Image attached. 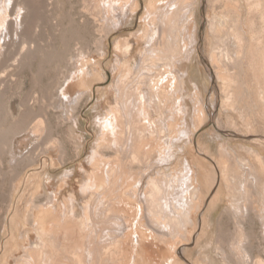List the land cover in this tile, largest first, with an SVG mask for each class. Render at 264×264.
Masks as SVG:
<instances>
[{"label": "rangeland", "instance_id": "374dc122", "mask_svg": "<svg viewBox=\"0 0 264 264\" xmlns=\"http://www.w3.org/2000/svg\"><path fill=\"white\" fill-rule=\"evenodd\" d=\"M99 1L100 0H31V2H34V5L36 6V9H34L33 12V17L38 18L39 15V18L37 20L39 22V32L36 36L33 29H31L32 22L28 21L30 20V18H33L30 17L32 14H29L30 12L32 13L33 10H27V13L24 14L22 19L18 16V22H14L19 26L18 28L20 37L18 38L21 39L20 41L19 39H17V41L13 40V43H10L12 45H10V47H12L14 50L13 52L17 54L19 52V49L21 50L23 47V44H21V42L23 43L26 40L29 47L31 46V43L32 45L36 44L35 46L41 49L38 50L43 52L38 53L37 51L36 53L31 55L26 60V64L24 63L23 66L21 65V67H10L7 70V77L4 78L6 80V86L4 87L5 90L2 92L4 94H2L0 100V110L2 108L1 112L4 113H1L4 120L3 118L1 119L3 131L7 130L5 132L6 136L4 135V132L2 133L3 136H5L4 138L7 142L5 140L3 141L4 138L0 140L2 141L1 144L5 143V145H0V264H28L31 258L29 255L33 254L36 245L40 246L39 244H42L41 247H43L44 245L37 233V230L39 232V223H49L51 221L53 222L54 219L59 221L58 218L60 220L62 219V223L60 221L57 223L56 221L57 225H59H53V228L51 230L53 233L52 235H55L54 238L56 242L55 248L53 249L51 255V259L47 261V252L45 251L43 254L42 250H38L40 254L37 259L41 260L43 257L42 264H90V262L93 261L95 263L93 262L91 264H96L97 261H99L97 262V264H175V262L176 264H244V262L245 264H260V262L261 264H263L264 98H262L261 96H264V90L260 89H262L264 86V73L262 72V67H255L258 62V66H260L261 64L260 61L256 60L257 58L252 59V65L254 64V68H259V70L256 69V71L253 67H250L251 65L249 59H251L252 55L248 54V47L239 55L238 45L236 41L234 42L235 39L229 36L228 32H226L225 30H220L219 28L217 30V33H211L209 31V19H211V17L219 16L218 18H216L217 23L220 22L221 19H224L221 11H223L224 13L228 12V6H226L227 0H197V2L199 1L198 3L194 2L196 0L193 1L194 6L197 7L195 8V12H199L200 10V14H196L198 21L197 33H199L197 34V43L195 44L197 59H195L194 61L195 65H193V68L198 69V66H205L204 63H206V65L208 66L206 67L212 70V67L209 63L210 53L220 52V54L224 55L229 51L231 57L230 62L234 64V60L236 58L234 65L236 66L237 64V67L232 66L229 61L228 62L230 64H228L227 61H224L223 64L227 65L229 69L228 73H231V75L235 78H237L238 76L237 80H239V87L241 88H238L239 90H236V86H233V90H235L236 92L238 91V93L240 94L234 92L236 95V103L235 101L234 104L229 103L230 105L228 103H224V97H222L224 95V92L221 87L222 83H220L216 79L214 80V83L210 75L209 80H206L208 84H206V89H208L209 92L206 93V91H204L206 95H204L205 93L203 94V99H206L204 102L205 107L204 105L203 107L204 110H207V112L205 111L207 114L205 127H203V129L201 130H198L199 132H196L195 125L192 122H190V124H188L187 126H182L184 117L180 116V120L182 119V121H180V132L182 133L183 129L188 130V137L180 136L181 141L178 140L177 142H175L177 144H175L177 147H173V151H171L174 152L172 157L178 154L177 156H175L176 158H171L173 161L171 160L169 161L170 163L167 162L164 166H161L156 162L157 158L152 155V152L154 151L152 150L151 156H149L150 162H152V171L154 174H157L159 172L160 177L165 174L164 181H168L170 178L179 176V173L181 172L179 171V168H181L180 166L183 165L186 159L188 160L186 161L189 162L196 171L198 170L197 174L201 181L199 185L201 188L202 199H200V204H202L199 205L198 209L196 210V214H198L196 215L194 222L189 223V225H193L192 228L191 226L188 227L187 225L182 228L183 230L181 229L182 231L179 230V232H176L175 230H173L172 232H167L169 233V235L167 234V237L169 236L168 240L167 237H164L165 239H160V241L162 240L161 243H159V241L156 242V237H160L161 235L156 232L157 236L155 237L156 234L154 233L156 231V228L160 230L161 228L159 225L155 224V220H153L151 223V220L153 218L150 215L151 212L149 213V210H144V213L146 212V215L144 216L143 220H138L140 223L135 218L136 212L141 213V201L145 198L142 194L139 198V201H135L132 199V186L134 185V173L136 170L135 167H138L139 162H135L134 164L132 163L130 150L125 151V154L119 157H115V153L116 155L120 154L116 151V149H112L111 151L106 150L104 159H102L103 154L101 155L100 151L104 150L105 142H103L101 140L102 138L99 137L100 129L98 126V121L100 117H105V114L108 110L110 111V114L112 113L110 105H112V107L116 106V101L114 100L116 97L115 95L117 94L116 92L118 88V82L121 76L120 73L124 68L126 69L128 67L125 63L126 61L123 62V60H125L127 56L124 55V53L121 54L122 49H120L124 40L127 39V41L132 44L136 42L137 39H141V50H144L146 48L144 46L146 42L145 38L143 37L145 32L144 30L148 28L151 31L158 26V23L154 26V23H149L148 10L151 9V7H157L161 10H159L160 12L163 11L166 13V11L168 10L169 12H171L172 10H174V5L178 4L180 0H136L137 6L134 11L132 10L133 12L128 10L126 11L128 7H130V9H128L131 10L132 6H130V1L133 0H128L130 2V5H127L124 2L125 0H101L100 3ZM128 1L126 2L128 3ZM235 1H238L239 9L241 10L239 11V13H241V20L243 19L242 22L244 25V29L248 33L247 21L250 13L247 4L248 2H246L247 0H231L230 3L232 4V2ZM217 2L218 6L215 4ZM222 2H224L225 4ZM109 3L110 5H114L115 3L116 6L114 5L110 7ZM212 4L213 6H217L213 11L210 8V6L213 7ZM240 4L244 5L241 6ZM9 5L11 6V4H6V7L10 11L11 7L9 8ZM19 7H17V9ZM114 7H117V10L122 7L120 9L121 13L119 10H115L116 13L114 15L113 11L114 9H116ZM165 9L166 11H164ZM9 11H7L8 13L4 16L8 15L9 19H15V14H12ZM36 12H38V15H35ZM118 13L119 15L125 13L126 17H124L125 15H121V18H118L119 15H116ZM27 14H29V16ZM27 16L30 18H28ZM234 16L233 18H236V16ZM256 16L260 17L258 18ZM122 18L123 20L125 19L126 22H124ZM145 18H147V21L145 20ZM255 18L256 21L259 19L256 22V27L258 26V24L260 25V23L263 26L261 15L257 14L255 15ZM119 19L122 22L119 21ZM32 20L33 19H31V21ZM261 25L260 28H257L258 30L262 28ZM110 26H115L117 28L112 27V29L110 30ZM102 28L104 29L102 30ZM24 31L28 32H25L27 37L23 36ZM140 36L142 37L140 38ZM13 39H15L14 36ZM248 42H250V39ZM119 43H121V45ZM198 48L201 50H199ZM202 54L204 57L202 56ZM123 55L124 57H122ZM238 59L240 61L242 60V62L238 61ZM118 60L122 61L119 62ZM199 64H201L202 66ZM229 66H231L232 68H229ZM119 68L121 69V71L119 70ZM131 69L134 70V64H132ZM202 72H204V74H207L206 71ZM202 72H197L195 70V72L193 73V83H199L202 85V83L204 82ZM132 73L134 75V71H132ZM8 74L13 76H11L12 79L11 77H8ZM87 74H89L90 77L87 76ZM260 76H262V82ZM258 81L260 84H258ZM186 86V88H188V93L190 95L193 94L195 88L193 87L192 83L188 81L186 82ZM81 91L84 94H82ZM64 92L66 94L69 93V99L64 98ZM81 94L84 96H82ZM78 97L81 98L77 100L76 98ZM61 101L65 102V106L61 105L63 104V102ZM188 104L191 105V102L188 101ZM223 104L226 105L223 106ZM54 105L57 106L55 107ZM73 105L74 109L72 107ZM73 111L75 113H73ZM64 112L65 114L67 113V116L63 114ZM38 119L44 120V130L39 134H35V136L32 137L33 139H31V136L28 134V132L32 131L31 135L35 133L34 122ZM17 124L19 130L16 129ZM190 127H192V129ZM193 128H195V130ZM174 130H176L175 127ZM23 131H25L26 133H23ZM191 131L194 132V134L196 132V134H192ZM11 132L14 133V135ZM170 132L172 133L173 131ZM170 132H168V134ZM10 133L12 134V136ZM15 133H18L19 135H15ZM168 134V138H172L175 135V133L169 134V136ZM192 137H194L193 144H191ZM126 138L127 134H125V140ZM18 139L24 141L21 143V150L24 155L26 154L25 157L28 156L29 153V157L31 156V149L33 150V148L31 147L35 148V152L33 150L34 153H32V157H28V159L26 158L24 160L25 157L20 153L19 155H17V158L15 156L12 157V155L10 154L9 146H11L15 140L18 141ZM183 139H185V141ZM99 141L102 142L98 143ZM186 142L188 146L186 145ZM188 142L191 144V149L189 148ZM100 144H102L101 147ZM194 146L197 147L195 148ZM142 147L143 146L141 145L137 146L139 152L146 151L143 150ZM220 148H225L224 151L226 152H224ZM190 152L191 155L189 154ZM96 155H98L97 157L99 158L95 159ZM185 157L187 158L185 159ZM98 159H100V161L103 160L102 162L105 161L104 163L109 162L112 166L116 162L121 163V171L118 172L116 177L112 176V180H109L111 186L108 185L109 182L106 180L104 183L106 185H104L101 190L97 191L95 187L94 191L96 190L97 192L95 191V193H93L94 191L92 192V189L85 194L82 191V187H84L86 184H90L89 179L92 182L93 179L90 176H94L93 178H96L99 172H101V170L103 169L104 163L99 162L101 169L98 170L99 167L95 164V161H97ZM91 161L94 162L92 163ZM180 161L183 163H181ZM90 162L92 163V165L90 164ZM177 164L179 168L177 167ZM94 165L97 167H95ZM92 169L96 170L97 172ZM224 170L226 172L228 171V174L224 172ZM93 171L95 173H93ZM91 173L93 175H91ZM224 173L227 174L226 179H222L226 175L225 174L223 176ZM87 177L90 178L88 179ZM149 178L150 176L146 177V183ZM224 180L226 181L224 182ZM121 182L127 183L124 187V190L126 192L122 190L123 188H120ZM241 184L245 185V188L244 186L241 187ZM55 189L56 192L54 191ZM80 189L82 193L80 192ZM71 193L73 194V196ZM88 193H91L92 195L89 194L88 196ZM77 194L80 195V198ZM230 195L232 196L231 198ZM74 197H78L79 202ZM86 197L88 198V200L86 199ZM81 198L84 200H82ZM235 198L237 202H235ZM85 200L87 201V203H85ZM231 200L233 203L231 202ZM64 201L70 202L69 205H67V203ZM239 201H241L242 203H240ZM88 202H90L91 205ZM76 203H79V205H77ZM236 203L238 204L239 208L238 206H236ZM63 204L66 206H64ZM73 205L76 209L73 207ZM83 205H86L88 208L86 206L84 207ZM48 206L50 207V209H48ZM78 207L80 208V210L78 209ZM242 207H244V210L246 209L247 211H249L246 213V215V210H241ZM89 208L90 210L87 212ZM232 208L235 210H233ZM225 209L230 212V214ZM56 210L58 212H55ZM231 210L235 212H231ZM236 210L238 212H236ZM240 210L244 211V214ZM61 211L62 213H60ZM81 211L83 212V214ZM68 212L70 215L68 214ZM79 212L80 216L78 217ZM71 213H76L77 215H72ZM148 213L150 217H148ZM67 214L69 216V219L66 220L65 218L68 217ZM230 215L232 216L230 217ZM83 216H85L86 219ZM120 216L122 218H120ZM132 216L134 217V219H136L135 222ZM243 216L245 218H239ZM146 217L148 218L145 219ZM78 218H82V221L78 220ZM119 219H123L122 222L128 221L127 225H125L126 222H124L122 223L124 226H121V221H119ZM236 220H238L239 222L241 220L243 225L242 223L241 225H239L240 223ZM244 220L245 224L243 222ZM83 221L86 227L83 226ZM118 221L120 222V227L118 226ZM147 221H149L150 223H148ZM129 222H133L130 223L132 225H129ZM60 223L62 227H60ZM150 225L152 226V230L154 231H151V228L148 227ZM240 226L242 227V229H245L241 230ZM47 227L49 226L47 225ZM54 227L57 231L54 229ZM186 227L188 228L186 229ZM123 228H127L125 229V232L123 231ZM136 228H138V230H136ZM146 228L150 230L149 233ZM184 230L188 233H185ZM239 230H241V234L239 233ZM127 231H133L134 233L131 234ZM142 231H145V233L143 232L147 236L145 238H148L146 241L152 243L154 242L153 246L155 251H157L155 252L156 254L146 251L144 252L142 249L140 251L141 245L139 244V242H137L136 234H139L140 236L141 234L144 235ZM151 232H153L154 234ZM242 232L244 233L242 234ZM173 233H175L176 235L178 234V236L174 235ZM213 233L216 236H214ZM128 234H131V236ZM170 234H173L172 236L174 238ZM239 235H243V237L240 236V238ZM132 237L134 241L131 240ZM161 237L163 238V236ZM237 237L239 238L236 240ZM126 238L129 239L127 240ZM247 238L249 240V243L247 242ZM119 239H125V241L123 242L121 240L120 245ZM240 239H243L244 241H241ZM157 240H159V238H157ZM217 240H219V245L217 243ZM164 241L165 244H162V242ZM168 241H170L169 244H172V242H174L173 248L172 245H168ZM235 241H237L238 244L235 243ZM127 242L130 245L131 253H134V256H136L135 260L133 254V260H127V258H124L127 257V254L125 255L123 253L124 251L122 252V255L124 256H122L121 254L117 255L118 253H121V250L125 249L126 251L127 247L125 246V244L128 245ZM155 242L157 243V245ZM78 245L81 246L78 247ZM241 245H243L244 249L241 247ZM48 246L51 247L49 243ZM236 246H240L243 251L239 250L240 247L236 248ZM112 248L115 250V252H113L114 250ZM119 248L120 251H117L119 250ZM87 250H90L92 252L96 251V256L97 253L99 254L96 258H94L95 253L93 252L94 254L88 257ZM110 250L111 252H113V254L110 252ZM234 250L236 252H241H237L236 254H234ZM174 251L177 252L175 253ZM242 253H244L245 257ZM110 254L111 256H115V258H111ZM206 255H210L211 257L208 256L207 260ZM74 256H78L76 260V257ZM79 256L81 257V259ZM117 256H120L119 258L122 261H120ZM224 256H227V259L225 258L224 260ZM238 256L240 259L238 258ZM138 257L141 260H139ZM151 258L153 260H151ZM211 258L214 262L211 260ZM243 258L246 261H244ZM248 258H250V260ZM84 259L86 263L84 262ZM158 260L160 263L158 262ZM172 260L174 262H172ZM117 261L120 263H118Z\"/></svg>", "mask_w": 264, "mask_h": 264}, {"label": "bare ground", "instance_id": "6f19581e", "mask_svg": "<svg viewBox=\"0 0 264 264\" xmlns=\"http://www.w3.org/2000/svg\"><path fill=\"white\" fill-rule=\"evenodd\" d=\"M34 1V0H32ZM39 1V0H38ZM50 1V0H49ZM115 1V0H114ZM128 0H125L124 2L127 4V5H130V2H131V10L130 7H127L126 11H134L136 6H137V1L136 0H133V1H128V3L126 2ZM194 0H180L178 4H175L174 5V10H172L171 12L166 11V9L164 11L165 12H160L161 10L159 8H155V7H151V9L148 10V20H149V23H154L153 26L155 24L158 23V26L155 28V29H152L151 31L147 28L145 29L144 31V35L143 37L145 38L146 42H145V49L144 50H141V47H142V44H141V39H137L136 42L134 43H130L129 41H127V39L124 40L122 46L120 49H122L121 51V54L124 53V55H126V59L123 60L126 61L125 63L127 64V68L124 70H122V72L120 73V80L118 82V88H117V94L115 95V100L116 101V106L115 107H112L111 106V114H110V111L108 110L105 114V117L102 118L100 117L99 121H98V126H99V129H100V133H99V137H101L100 139L105 142V146H104V150L103 151H100L101 152V155L103 154V158L104 159V155H105V151L108 150V151H111L112 149H116V151L120 154L116 155L115 153V157L116 156H123L125 154V151L127 150H130L131 151V158H132V163L134 164L135 162H139V165L138 167L136 168L135 167V177H134V185L132 186V199L135 200V201H139L141 195L143 194V196L145 197L143 200L141 198V213H137L136 212V215H135V218L138 220H143L144 216L146 215V212L144 213V210H149V213L150 215L152 216V220H151V223L153 220H155V224L159 225L161 230L160 229H155L156 231L154 232L156 234V232L158 234H160L161 236H163V238L160 236V237H156L157 234L155 235L156 237V242L159 241V243H161V241L163 239H165L164 237H167V234L169 235V233L167 232H172L173 230H175L176 232H179L182 231L183 227L184 226H191L192 228V224L189 225V223H193L195 218H196V210L198 209L199 205L200 204V201L202 200L201 199V188H200V185L199 183L201 182L200 181V178L197 174V171L193 168V166L187 162L188 160L186 159L187 157H185V162H181L183 163V165H181L180 167L182 168H179L178 167V164H177V167L180 169L179 171H181L179 174V176H176V177H173V178H170L168 181H164L165 180V174L160 177V174L159 172L157 174H154L153 171H152V162H150V157L151 156V152L152 150H154L152 152V155H154L157 159H156V162L158 164H160L161 166H164L167 162L170 163L169 161H171L172 159L171 158H176L175 155L174 157H172V155L174 154V152H172L173 150V147H175L177 144L175 142H177L178 140H180V136H187V131L186 129H183V132L181 133L180 132V121H182V119L180 120V116H183V124L182 126L184 125H188L190 124V122H192L194 125H195V128H196V132L198 130H201L203 129V127H205L206 125V121H207V110H204V107H205V100L206 99H203V94L205 93L204 91L209 92L208 89H206L207 87V82L206 80H209L210 78V75H211V79H213V82L215 83V79L217 81H219L220 83H222V89H223V92H224V95L222 97H224V103H233L234 104V101L236 103V95L235 93H238V91L236 92L234 89L233 86H236V90L238 88H241L239 87L240 83H239V80H237V78L233 77L231 75V73H228V67L227 65L223 64L224 61H229L230 62V53L229 51L226 52L224 55L223 54H220V52L216 53V52H211L210 53V57H209V63H210V66L212 67V70L208 69L206 63L205 66H202V67H199L198 66V69H194L193 68V65H195L194 61L195 59H197L196 57V46L195 44L197 43V29H198V21H197V16L196 14L200 12L196 11L195 12V7L194 6V3H193ZM203 1V0H202ZM213 1V0H212ZM224 1V0H222ZM226 1V0H225ZM246 1V0H245ZM5 2V3H4ZM101 2V0L99 1V3ZM111 2V1H109ZM194 2H197L194 1ZM199 2V1H198ZM197 2V3H198ZM231 0H227V4L226 6H228V12L227 13H224L223 11L222 12V15L224 16V19H221L220 22L217 23L216 21V16L214 17H211V19H209V31L211 33H217V30L218 28L220 30H225L226 32H228L229 36L230 37H233L235 40L234 42L236 41L237 45H238V49H239V52L238 54L240 55L243 50L249 49V53L251 56V59H249L250 61V67H253L254 68V64L252 65L253 63V60L252 59H256L258 61L261 62L260 66H258V63L255 67H262V72L264 73V3H263V0H247L246 2H248V7H249V17H248V21H247V30H248V33L247 31L244 29V25H243V22L241 20V16L239 13V11H241L239 9V5H238V1L236 2H232V4L230 3ZM201 3H204V2H201ZM224 3V2H222ZM242 3V2H241ZM6 4H11V6L9 5L8 7L10 8V11L7 9L6 7ZM52 4V3H51ZM104 4V3H103ZM216 5L218 4L215 3ZM225 4V3H224ZM0 100H1V97H2V93L5 89L4 87L6 86L5 84V77H7V70L10 68V67H13V66H20L21 65L23 66V64L26 62V60L31 56L33 55L34 53H36L38 51V53L40 52H43V51H39L38 49L40 48H37V46H35L36 44L32 45L31 43V46L29 47V45L27 44V40L24 41V40H21V41H24L23 43L21 42V44H23V47L22 49L20 50L19 49V52L16 54L14 53L13 51V48L10 47V43H13V40L14 41H17V39H19L18 37H20L19 35V26L18 24L16 25L14 22L16 21V23L18 22L19 18L18 16L22 19L24 14L27 13V10L29 11H32V13L30 12L29 14H32L30 17H33L34 14V9H36L35 5H34V2H31V0H0ZM115 5V3H114ZM113 4L110 5L109 3V6L112 7L114 6ZM203 5V4H202ZM216 5L210 6L211 10H215V7H217ZM222 5V4H221ZM235 5V7H234ZM241 6L244 5V4H240ZM20 6V7H19ZM47 6V5H46ZM54 6V4H53ZM116 6V5H115ZM123 6V5H122ZM200 6V4H199ZM225 6V5H224ZM223 6V7H224ZM247 6V5H246ZM17 7H19L17 9ZM109 7V9H110ZM247 7V8H248ZM52 8V7H51ZM104 8V6H103ZM116 9H114V15H115V10H117V7H114ZM122 8V7H121ZM120 8V9H121ZM168 8H169V5H168ZM214 8V9H212ZM245 8V7H244ZM31 9V10H30ZM120 9H118L120 11ZM217 9V8H216ZM88 10V9H87ZM108 10V9H107ZM113 10V9H111ZM117 10V11H118ZM125 10V8H124ZM160 10V11H159ZM225 10H226V7H225ZM11 12L12 14H15V19H9L8 15L4 16L5 14H7L8 12ZM23 11V12H22ZM28 11V12H29ZM109 11V10H108ZM132 11V12H133ZM124 12V11H123ZM216 12V11H215ZM220 12V13H221ZM23 13V14H22ZM38 12H36L35 15H38L37 14ZM112 13V12H111ZM121 13V11H120ZM126 13V12H125ZM124 14H121L122 16L125 15ZM246 13V12H245ZM22 14V15H21ZM29 14H27L29 16ZM127 14V13H126ZM200 14V13H199ZM213 14V13H212ZM215 14V13H214ZM216 14H219V13H216ZM261 15V21L263 23V26L261 29H257V28H260V25L258 24V26L256 27V22L259 20L256 21V18H255V15ZM113 15V16H114ZM116 15H119L116 14ZM121 15L118 16V18H121ZM236 16V18H233V16ZM27 16V17H28ZM211 16V15H210ZM234 16V17H235ZM28 17V18H30ZM126 17V15L124 16ZM222 17V16H221ZM245 17V16H243ZM258 17V16H256ZM260 17V16H259ZM258 17V18H259ZM38 18H39V15H38ZM38 18H30V20H27L32 22V28L33 31H34V34L35 36L37 35V33L39 32V22L37 21ZM199 18V17H198ZM203 18V17H202ZM213 18V19H212ZM9 19V20H8ZM31 19H33L31 21ZM220 19V18H219ZM218 19V20H219ZM123 20V18H122ZM131 20V19H129ZM145 20L147 21V18H145ZM144 20V21H145ZM199 20V19H198ZM96 21V20H95ZM119 21H121L119 19ZM118 21V22H119ZM124 22L125 19L123 20ZM143 21V22H144ZM7 22V23H6ZM22 22V21H21ZM29 22V23H30ZM117 22V23H118ZM122 22V21H121ZM132 22V21H131ZM20 23V22H19ZM26 23V22H25ZM98 23V21H97ZM147 23V22H146ZM259 23V22H258ZM111 24V23H110ZM113 24V23H112ZM120 24V23H119ZM118 24V25H119ZM131 24V23H129ZM145 24V23H144ZM151 24V25H152ZM22 25V24H20ZM114 25V24H113ZM116 25V23H115ZM127 25V24H126ZM146 25V24H145ZM148 25V24H147ZM218 25V26H217ZM29 26V24H28ZM5 27V28H4ZM102 27V26H101ZM112 27H115V26H110V30L112 29ZM149 27V26H148ZM152 27V26H151ZM29 28V27H28ZM117 28V27H115ZM153 28V27H152ZM22 29V28H21ZM104 28H102L103 30ZM23 30V29H22ZM22 32V31H20ZM24 31V35L22 33L23 36H26V32ZM31 32V31H30ZM103 32V31H102ZM110 32V31H109ZM222 32V31H221ZM111 33V32H110ZM21 35V36H22ZM30 35V34H29ZM13 36L15 37V39H13ZM22 36V37H23ZM224 36V35H223ZM222 36V37H223ZM27 37V36H26ZM25 37V38H26ZM142 36H140L141 38ZM102 38V37H101ZM130 38V37H129ZM133 38V37H132ZM204 38V37H203ZM226 38V37H225ZM21 39V38H20ZM19 39V41H20ZM28 39V38H27ZM250 39V42H248ZM225 41V40H224ZM121 42V41H120ZM233 42V41H232ZM121 45V43H119ZM27 45V46H26ZM12 46V45H11ZM18 46V45H17ZM143 46V47H144ZM15 47H16V43H15ZM19 47V46H18ZM17 47V48H18ZM16 48V49H17ZM106 48V47H105ZM202 48V47H201ZM227 48V47H226ZM10 49V50H9ZM12 49V50H11ZM107 49V48H106ZM199 49V48H198ZM197 49V50H198ZM235 49V48H233ZM41 50V49H40ZM201 50V49H199ZM225 50V49H224ZM12 51V52H11ZM237 51V49H236ZM247 51V50H246ZM245 51V52H246ZM16 52V51H15ZM138 52V54H137ZM199 52V51H198ZM14 53V54H13ZM120 53V52H119ZM42 55V54H41ZM124 55L122 57H124ZM245 55V54H244ZM203 56V54H202ZM247 56V54H246ZM249 56V55H248ZM204 57V56H203ZM202 57V58H203ZM239 57V56H238ZM130 58V59H129ZM201 58V56H200ZM244 58V57H243ZM123 59V58H122ZM128 59V60H127ZM241 59V58H240ZM134 60V61H132ZM236 60V58H235ZM235 60H234V64H235ZM245 60V59H244ZM254 60V61H256ZM119 62L122 61V60H118ZM197 61V60H196ZM204 61V59H203ZM238 61H240L238 59ZM32 62V61H30ZM201 62V61H200ZM228 62V64H230ZM242 62V60L240 61ZM122 63V62H121ZM198 63V62H197ZM26 64V63H25ZM132 64H134V70L131 69V66ZM232 66L234 67H237V64L236 66L231 63ZM241 64V63H240ZM243 64V63H242ZM248 64V63H246ZM126 66V65H125ZM207 66V67H206ZM239 66V65H238ZM19 67V68H20ZM210 67V68H211ZM231 66H229L230 68ZM122 68V67H121ZM232 68V67H231ZM259 68H256L259 70ZM206 69V70H205ZM251 69V68H250ZM255 69V68H254ZM253 69V70H254ZM255 69V70H256ZM260 69V70H261ZM17 70V69H16ZM119 70L121 71V69L119 68ZM195 70L197 72H202V71H206L207 74L204 72L203 73V83L202 85L199 84V83H193V73L195 72ZM254 70V71H255ZM11 71V70H10ZM18 71V70H17ZM132 71H134V75L132 73ZM257 71V70H256ZM213 72V73H212ZM259 72V71H258ZM261 72V73H262ZM90 73V72H89ZM11 74V73H10ZM8 74L9 76L8 77H11L12 75ZM91 74V73H90ZM14 75V74H13ZM264 75V74H263ZM87 76H89V74H87ZM13 77V76H12ZM11 77V79H12ZM90 77V76H89ZM261 78V82H262V76H260ZM9 79V78H8ZM10 81V80H8ZM190 81L193 85V87L195 88L194 89V93L193 94H189L187 89L186 88V82ZM264 83V81H263ZM207 84V85H206ZM258 84L259 81H258ZM205 86V87H204ZM256 86V85H255ZM233 87V88H232ZM214 88V87H213ZM264 88V86H263ZM260 89V90H264V89ZM259 89V88H258ZM115 90V89H114ZM208 90V91H207ZM239 90V89H238ZM76 91V90H75ZM74 91V92H75ZM116 91V90H115ZM242 91V89H241ZM240 91V92H241ZM73 92V91H72ZM82 92V91H81ZM235 92V93H234ZM70 93V91H69ZM68 93V94H69ZM206 93L204 95H206ZM242 93V92H241ZM262 93V92H260ZM68 94H66L65 92L63 93V96L64 98H67L69 99L68 97ZM75 94V93H74ZM77 94V93H76ZM82 94H84L82 92ZM81 94V95H82ZM240 94V93H238ZM110 95V94H109ZM54 96V95H53ZM79 96H80V93H79ZM84 96V95H82ZM111 96V95H110ZM74 97V95H73ZM77 97V96H75ZM109 97V96H108ZM238 97V95H237ZM262 98H264V96L262 95L261 96ZM81 98V97H80ZM79 97L76 98L77 100L80 99ZM208 98V97H207ZM212 98V97H211ZM3 99V98H2ZM238 99V98H237ZM63 100V99H62ZM65 100V99H64ZM75 100V99H74ZM76 100V101H77ZM82 100V99H81ZM108 100V99H107ZM111 100V99H110ZM67 101V100H66ZM69 101V100H68ZM73 101V100H72ZM80 101V100H79ZM78 101V103H79ZM188 101L191 102V105L188 104ZM222 101V99H221ZM63 102V104L61 105H64V101H61ZM71 103V102H70ZM76 103V102H75ZM111 103V102H110ZM115 103V102H114ZM74 104V103H73ZM226 104H223L226 105ZM204 105V107H203ZM222 105V103H221ZM230 105V104H229ZM232 105V104H231ZM32 106V105H31ZM55 106V105H54ZM57 106V105H56ZM55 106V107H56ZM65 106V105H64ZM235 106V105H234ZM63 107V106H62ZM73 109H74V105L72 106ZM225 108V107H223ZM65 109V108H64ZM206 109V108H205ZM228 109V107H227ZM234 109V108H233ZM2 110V108H1ZM1 110H0V140H2V138H4L6 135V131L2 129V115H1ZM72 110V108H71ZM113 110V111H112ZM224 110V109H223ZM66 111V110H65ZM206 111V112H205ZM30 112V111H29ZM34 112V111H33ZM26 113V112H25ZM73 113H75L73 111ZM212 113V112H211ZM4 114V113H2ZM65 114V112L63 113ZM67 114V113H66ZM65 114V115H66ZM32 115V114H31ZM211 115V114H210ZM67 116V115H66ZM32 117V116H31ZM209 117V116H208ZM65 118V117H64ZM78 119V118H77ZM76 119V121H77ZM211 119V118H210ZM244 119V118H243ZM4 120V118H3ZM29 120V119H28ZM35 121V120H34ZM177 121V122H176ZM31 123V122H30ZM176 123V124H175ZM21 125V124H20ZM29 125V124H28ZM31 125V124H30ZM34 128H35V133L33 135L32 134V131L28 132V134L31 136L30 138L33 139L32 137L35 136V134H39L41 132H43L44 130V120L43 119H38L37 121L34 122ZM76 125V123H75ZM16 129H18V124L16 125ZM169 126V127H167ZM192 126V125H191ZM14 127V126H13ZM28 127V126H27ZM174 127L176 128V130H174ZM189 127V126H188ZM187 128V127H186ZM192 129V127H190ZM188 128V129H190ZM195 128H193L195 130ZM220 129V128H219ZM23 130V129H22ZM27 130V129H26ZM25 130V131H26ZM16 131V130H15ZM25 131H23V133H26ZM170 131H173L172 133ZM4 132V135L3 136V133ZM168 132H170L169 134H173L175 133V135L171 138H168L167 137V134ZM195 132V134H196ZM199 132V131H198ZM9 133V132H8ZM12 133V132H11ZM10 133V134H11ZM19 133V132H18ZM18 133H15L18 134ZM22 133V134H23ZM190 133V132H189ZM188 133V134H189ZM192 134H194V132L191 131ZM14 135V133H12ZM11 134V136H12ZM20 134V133H19ZM18 134V135H19ZM125 134H127V138L125 140ZM168 134V136H169ZM191 134V136H192ZM194 134V135H195ZM9 135V134H8ZM193 135V136H194ZM198 136V135H197ZM207 136V135H206ZM9 137V136H7ZM16 137V136H15ZM14 137V138H15ZM98 137V138H99ZM188 137V136H187ZM11 138V137H10ZM186 138V137H184ZM194 137L191 138V144H193V139ZM196 138V137H195ZM6 141V139L4 138L3 141ZM9 140V139H8ZM185 141V139H183ZM190 140V139H188ZM187 140V141H188ZM257 140V139H256ZM10 141V140H9ZM8 141V142H9ZM14 141V140H13ZM102 141H99L98 143L102 142ZM2 141H0V145H5L4 144H1ZM7 142V141H6ZM24 142L23 140H19L18 141H14L12 143L10 147V154L13 156H15L16 158L18 157L17 155L22 154V156L25 157V155L22 153V150H21V143ZM181 143V142H179ZM185 143V142H184ZM189 143V142H188ZM104 144V143H103ZM176 144V145H175ZM189 143V148L191 149ZM195 144V143H194ZM102 144H100V147H101ZM143 146L142 149L143 150H146V151H141L139 152L137 146ZM179 145V144H178ZM186 145L188 146L187 142H186ZM181 146V145H180ZM179 146V147H180ZM7 147V146H6ZM37 147V146H36ZM103 147V146H102ZM177 147V146H176ZM195 147V146H194ZM197 147V146H196ZM195 147V148H196ZM225 147V146H223ZM222 147V148H223ZM33 148V150L35 149L34 147H31ZM183 148V147H182ZM185 148V147H184ZM194 148V149H195ZM103 149V148H101ZM118 149V150H117ZM189 149V150H190ZM221 149V148H220ZM1 150V149H0ZM30 150V149H29ZM33 150L31 149V152H33ZM150 150V151H149ZM172 150V151H171ZM175 150V149H174ZM178 150V148H177ZM188 150V152H189ZM221 150H225L224 149H221ZM220 150V152H221ZM227 150V149H226ZM9 151V150H8ZM21 151V152H20ZM95 151V150H94ZM29 152V151H28ZM99 152V153H100ZM226 152V151H224ZM32 153H31V156L32 157ZM97 153V152H95ZM114 153V152H113ZM179 153V152H178ZM28 154V153H27ZM30 154V153H29ZM29 154L28 156H26L24 158V160L28 157H29ZM180 154V153H179ZM191 155V152L189 153ZM194 154V153H193ZM226 154V153H225ZM35 155V154H34ZM21 156V157H22ZM98 155H96V158H99L97 157ZM183 156V155H182ZM188 156V155H187ZM29 157V158H30ZM38 157V156H37ZM149 157V158H148ZM23 158V157H22ZM121 158V157H120ZM180 158V157H178ZM183 158V157H182ZM191 158V156H190ZM199 158V157H198ZM94 159V157H93ZM117 159V158H116ZM206 159V158H204ZM201 160V158H200ZM103 161V160H102ZM100 161V159H98L97 161H95L96 165L99 167L98 170H100V163L99 162H102ZM116 161V160H115ZM173 161V160H172ZM179 161V160H178ZM177 161V162H178ZM92 163L94 161H91ZM90 162V164L92 165V163ZM105 162V161H104ZM102 162V163H104ZM175 162V163H177ZM179 162V164H180ZM195 162V161H194ZM203 162V161H202ZM173 163V162H172ZM205 163V162H204ZM224 163V161H223ZM121 163H118L116 162L113 166L110 165L109 162H106L104 163V166H103V169L101 170V172H99V174L97 175L96 178H93L94 176H90L92 177V182L91 180L89 179L90 181V184H86L83 188V193H87L88 191H91L92 189V192L94 191L95 187L98 190H101V188L106 185L104 184L105 181L107 180L109 182V180H112V176H115L118 174V172L121 171V166H120ZM193 164V163H192ZM226 164V163H225ZM169 165V164H168ZM207 165V164H206ZM95 166V165H94ZM93 166V168H94ZM95 166V167H97ZM226 166V165H225ZM176 167V166H175ZM223 167V166H222ZM178 168H175V169H178ZM174 169V170H175ZM197 169V168H196ZM223 169V168H222ZM227 169V168H226ZM225 169V170H226ZM94 170V169H92ZM224 170V172H226ZM228 170V169H227ZM95 172H97L96 170H94ZM93 171V173H95ZM175 172V171H174ZM177 172V170H176ZM203 172V171H201ZM228 174V171L226 172ZM224 173L223 176L226 174ZM178 174V173H177ZM227 174L224 176V178L222 179H226V176ZM90 175V174H89ZM91 175H93L91 173ZM95 175V174H94ZM150 176L149 180L147 181L146 183V177ZM170 176V175H169ZM202 176H203V173H202ZM84 178V177H83ZM161 178V179H160ZM86 179V178H85ZM87 179V180H88ZM70 180V179H69ZM85 180V181H87ZM202 180V179H201ZM94 181V182H93ZM226 180H224L225 182ZM64 182V181H63ZM66 182V181H65ZM83 183V182H82ZM89 183V182H88ZM92 183V184H91ZM227 183V182H226ZM64 184V183H62ZM85 184V183H84ZM83 184V185H84ZM119 184V183H118ZM117 184V186H118ZM127 183H124V182H121V187L119 185L120 188H123L122 190H124V187L126 186ZM248 184V183H247ZM108 185H110V182L108 183ZM62 186V185H61ZM111 186V185H110ZM147 186V187H146ZM244 186L245 188V185H242L241 184V187ZM60 187V186H58ZM63 189V187H62ZM77 189V188H76ZM59 190V189H58ZM56 192V189L54 190ZM77 191V190H76ZM96 191V190H95ZM95 191L93 193H95ZM96 191V192H97ZM125 191V190H124ZM80 192H81V189H80ZM120 192H121V189H120ZM126 192V191H125ZM73 193V192H72ZM71 193V194H72ZM77 193V192H76ZM82 193V192H81ZM219 193V192H218ZM243 193H247V192H243ZM252 193V192H251ZM57 194V193H56ZM59 194V193H58ZM70 194V193H69ZM80 194V193H78ZM77 194V195H78ZM89 194L91 193H88V196ZM92 195V194H91ZM57 196V195H56ZM73 196V194H72ZM71 196V197H72ZM75 196V195H74ZM79 198H80V195H78ZM83 196V195H82ZM105 196V195H104ZM70 197V196H69ZM93 197V196H92ZM95 197V196H94ZM107 197V195H106ZM229 197V195H228ZM227 197V198H228ZM232 196L230 195V198ZM75 198V197H74ZM84 198V197H83ZM58 199V198H57ZM67 199V198H66ZM73 199V198H72ZM77 201H78V197L75 198ZM82 199V198H81ZM86 199L88 200V198L86 197ZM91 199V198H90ZM93 199V198H92ZM106 199V198H105ZM201 199V200H200ZM241 199V198H240ZM80 200V199H79ZM84 200V199H82ZM81 200V202H82ZM225 200V199H224ZM228 200V199H227ZM233 200H234V197H233ZM68 201V200H67ZM67 201H64L67 203V205H69L70 202H67ZM70 201V199H69ZM86 201V200H85ZM90 201V200H89ZM95 201V200H94ZM93 201V202H94ZM229 201V200H228ZM60 202V201H59ZM72 202V201H71ZM74 202V201H73ZM79 202V201H78ZM80 202V203H81ZM99 202V201H98ZM232 202V200H231ZM235 202L236 201V198H235ZM240 203H242L241 201H239ZM55 203V202H54ZM63 203V202H61ZM65 203V204H66ZM87 203V201L85 202ZM83 203V204H85ZM90 204V202H88ZM92 203V201H91ZM102 203V202H100ZM229 203V202H227ZM233 203V202H232ZM56 204V203H55ZM74 204V203H73ZM77 204V203H76ZM105 204V203H104ZM125 204V203H124ZM207 204V203H206ZM217 204V203H216ZM237 204V203H236ZM52 205V203H51ZM64 205V204H63ZM79 205V203L77 204ZM76 205V206H77ZM91 205V204H90ZM230 205V204H228ZM55 206V205H53ZM66 206V205H64ZM71 206V205H70ZM84 206V205H83ZM86 206V205H85ZM84 206V207H85ZM97 206V205H96ZM207 206V205H206ZM233 206V205H232ZM235 206V205H234ZM238 206V204L236 205ZM242 206V204H241ZM240 206V207H241ZM69 207V206H68ZM72 207V206H71ZM70 207V208H71ZM74 207V205H73ZM87 207V206H86ZM107 207V206H106ZM75 208V207H74ZM88 208V207H87ZM86 208V209H87ZM94 208V207H93ZM228 208V207H227ZM226 208V209H227ZM237 208V207H236ZM239 208V206H238ZM244 207H242L241 210H244L243 209ZM248 208V207H247ZM48 209H50V207L48 206ZM55 209V208H54ZM57 209V208H56ZM72 209V208H71ZM76 209V208H75ZM78 209L80 210V208L78 207ZM82 209V208H81ZM85 209V208H84ZM201 209V208H200ZM225 209V210H226ZM233 209V208H232ZM263 209V208H262ZM52 210V209H51ZM50 210V211H51ZM59 210V209H58ZM90 210V208L87 210V212ZM106 210V209H105ZM235 210V209H233ZM240 210V211H241ZM246 210V209H245ZM244 210V211H245ZM264 210V209H263ZM75 211V210H74ZM84 211V210H83ZM227 211V210H226ZM225 211V213H226ZM230 211V210H229ZM244 211H241L243 212L244 214ZM55 212H58L57 210ZM82 212V211H81ZM91 212H92V209H91ZM200 212V211H199ZM215 212V210H214ZM219 212V210H218ZM224 212V211H223ZM228 212V211H227ZM231 212H235V211H232ZM236 212H238L236 210ZM239 212V213H241ZM249 212V211H245V215L246 213ZM62 213V211L60 212ZM74 213V212H73ZM90 213V212H89ZM100 213V212H99ZM148 213V215H149ZM217 213V211H216ZM230 214V212H228ZM260 213V212H259ZM55 214V213H54ZM58 214V213H57ZM56 214V215H57ZM69 214V212H68ZM67 214V216H68ZM72 214V213H71ZM76 214V213H75ZM75 214H72V215H75ZM83 214V212H82ZM249 214V213H248ZM261 214V213H260ZM263 214V213H262ZM70 215V214H69ZM77 215V214H76ZM150 215L148 217H150ZM213 215V214H212ZM215 215V213H214ZM237 215V213H236ZM244 215V216H245ZM66 216V215H65ZM80 216V212H79V215L78 217ZM90 216V215H88ZM134 216V215H133ZM132 216V217H133ZM223 216V215H222ZM232 215H230L231 217ZM234 216V215H233ZM242 216V215H241ZM239 217V218H245V217ZM248 216V215H247ZM76 217V216H75ZM85 218V216H83ZM82 217V218H83ZM119 217V216H118ZM139 217V218H138ZM148 217H146L145 219H147ZM228 217V218H230ZM261 217V216H260ZM259 217V218H260ZM82 218H78V220H81ZM89 218V217H88ZM120 218H122L120 216ZM131 218V217H130ZM129 218V220H130ZM237 218V217H236ZM66 220L69 219V216L67 218H65ZM86 219V218H85ZM134 219V217H133ZM132 219V220H133ZM136 219H134V222L136 221ZM144 219V220H145ZM199 219V218H198ZM58 220L61 222V220L58 218ZM65 220V221H66ZM123 219H119V221H121V223L118 221V226H119V223L120 225L122 226L124 222H122ZM125 220V219H124ZM231 220V219H230ZM261 220V219H260ZM57 220H53V222H49V223H39L40 224V227H39V232L37 230V233L39 235V238L42 240L43 242V247H41L42 244H39V241L38 245H36L35 247V250L33 251V254L29 255L31 258H30V261L28 264H42V259L41 260H38L37 258L39 257V252L38 250H42V253L44 254V252L46 251L47 252V261H49L51 259V255H52V252H53V249L55 248V238L54 236L52 235V228H53V225L54 226H58L57 223L59 221ZM64 221V220H63ZM69 221V220H68ZM70 221H71V218H70ZM82 221V220H81ZM94 221V220H93ZM104 221V220H103ZM146 221V220H145ZM150 221V220H149ZM149 221H147L148 223H150ZM214 221V220H213ZM238 221V220H236ZM97 222V221H96ZM128 222V221H127ZM127 222L125 225H127ZM139 222V221H138ZM208 222V221H207ZM220 222V221H219ZM239 222V221H238ZM244 224H245V220L243 221ZM264 222V221H263ZM262 222V223H263ZM62 223V222H61ZM60 223V225H61ZM64 223H67V222H64ZM73 223V222H72ZM79 223V222H77ZM87 223V222H86ZM85 223V224H86ZM130 223H133V222H129L128 224L129 225H132ZM140 223V222H139ZM144 223V222H143ZM241 225V220L239 222ZM75 224V223H74ZM221 224V223H220ZM47 225L49 227H47ZM117 225V224H116ZM137 225V224H136ZM143 225V224H142ZM146 225V223H145ZM210 225V224H209ZM243 225V223H242ZM83 226L84 225V221H83ZM124 226V225H123ZM213 226V225H212ZM211 226V227H212ZM222 226V225H221ZM263 226V224H262ZM62 227V225L60 226ZM86 227V226H85ZM120 227V226H119ZM127 227V226H126ZM132 227V226H131ZM144 227V226H143ZM147 227V226H146ZM151 228V231H154L152 230V226H148ZM186 227V229L188 228ZM219 227V226H218ZM84 228V227H83ZM122 228V227H121ZM130 228V227H129ZM149 228V229H150ZM244 228V226H243ZM264 228V227H263ZM38 229V228H37ZM54 229L56 230V228L54 227ZM59 229V227H58ZM85 229V228H84ZM118 229V228H117ZM127 229V228H125ZM123 228V231L125 232V230ZM135 229V227H134ZM145 229V228H144ZM147 229V228H146ZM154 229V227H153ZM182 229V230H181ZM213 229V228H212ZM218 229V228H217ZM240 229L241 230H244L242 229V227L240 226ZM120 230V229H119ZM118 230V231H119ZM136 230H138V228H136ZM189 230V229H188ZM219 230V229H218ZM222 230V229H221ZM241 230H239L240 234H241ZM264 230V229H263ZM57 231V230H56ZM59 231V230H58ZM146 231V230H145ZM145 231H142V233ZM148 233L150 230H148ZM146 231V232H147ZM185 231V230H184ZM54 232V230H53ZM121 232V231H120ZM128 233H134L133 231H127ZM138 232V231H137ZM136 232V233H137ZM187 231H185L186 233ZM218 232V231H217ZM122 233V232H121ZM139 233H140V229H139ZM143 233V234H144ZM153 233V232H151ZM153 233V234H154ZM188 233V232H187ZM219 233V232H218ZM244 232H242L243 234ZM247 233V232H246ZM131 234H128L131 236ZM174 235H176L175 233H173ZM173 234H170L171 236ZM214 234V233H213ZM220 234V233H219ZM218 234V235H219ZM112 235H115V234H112ZM137 236V242H139V244L141 245L140 247V251L141 249L145 252H150V253H153V254H156L155 252V249H154V246H153V243L152 242H148L146 241L148 238H145L147 237L145 234L141 236L139 234H136ZM224 235V234H222ZM246 235V234H245ZM244 235V236H245ZM133 236V235H132ZM154 236V235H152ZM178 236V234L176 235ZM197 236V235H196ZM213 236V235H212ZM214 236H216L214 234ZM213 236V237H214ZM221 236V235H220ZM243 235H239V237ZM247 236V235H246ZM135 237V238H136ZM173 237V236H172ZM171 237V238H172ZM219 237V236H218ZM237 237L236 240L239 238ZM95 238V237H94ZM157 238H159V240H157ZM169 236L167 237V240H168ZM170 238V239H171ZM174 238V237H173ZM220 238V237H219ZM218 238V239H219ZM241 238V237H240ZM246 238V237H245ZM127 239V238H126ZM129 239V238H128ZM127 239V240H128ZM151 239V238H150ZM153 239V238H152ZM160 239H162L160 241ZM197 239V238H196ZM213 239V238H212ZM120 240V239H119ZM123 242L125 241V239H121ZM121 240L119 241V244L121 245ZM133 240V237L132 239ZM154 240V239H153ZM209 240V238H208ZM241 240V239H240ZM243 240V239H242ZM241 240V241H242ZM134 241V240H133ZM132 241V242H133ZM174 241V240H173ZM176 241V240H175ZM182 241V240H181ZM212 241V240H211ZM219 240H217V243H218ZM239 241V240H238ZM244 241V240H243ZM94 242V241H93ZM118 242V241H117ZM129 242V241H128ZM127 242V244H128ZM155 242V243H156ZM170 241H168V245L171 246L172 245V248H173V243L172 244H169ZM247 242L249 243V240L247 238ZM48 243L50 244L51 247L48 246ZM165 244V241L162 242V244ZM167 243V242H166ZM176 243V242H175ZM235 243L238 244L237 241H235ZM234 243V244H235ZM241 243V242H239ZM245 243V242H244ZM80 244V243H79ZM117 244V243H116ZM123 244V243H122ZM186 244V243H185ZM223 244V243H222ZM236 244V245H237ZM247 244V243H246ZM57 245V244H56ZM118 245V244H117ZM124 245V244H123ZM133 245V244H131ZM138 245V244H137ZM157 245V243H156ZM160 245V244H159ZM167 245V246H168ZM219 245V243H218ZM221 245V244H220ZM81 246V245H80ZM78 245V247H80ZM115 246V245H114ZM125 246L127 247L126 248V251L125 249L124 250H121L120 251V248L119 250L117 251H120L121 253H118L117 255H122L123 253L127 256V257H124V258H127V260L129 259H132V254L134 256V253H131V248H130V245H126ZM124 246V247H125ZM162 246V245H161ZM165 246V245H163ZM176 246V245H175ZM247 246V245H246ZM45 247V248H44ZM58 247V246H56ZM99 247V246H98ZM181 247V246H180ZM220 247V246H219ZM218 247V248H219ZM237 247H240V246H236ZM241 247L243 248V245H241ZM240 247L239 250L243 251L242 248ZM245 247V245H244ZM114 248V247H113ZM112 248V249H113ZM136 248V247H135ZM138 248V247H137ZM223 248V247H221ZM28 249V248H27ZM34 249V247H33ZM32 249V250H33ZM78 249V248H77ZM76 249V250H77ZM85 249V248H84ZM88 249V248H87ZM116 249V248H115ZM176 249V248H175ZM174 249V250H175ZM237 249V250H238ZM244 249V248H243ZM31 250V249H30ZM80 250V249H79ZM82 250V248H81ZM92 250V248H91ZM94 250V248H93ZM114 250V249H113ZM133 250V249H132ZM136 250V249H135ZM169 250V248H168ZM221 250V249H220ZM232 250H233V246H232ZM236 250V249H235ZM234 250V251H235ZM78 251V250H77ZM88 251V250H87ZM99 251V250H98ZM124 251V252H123ZM233 251V252H234ZM241 251H237V252H241ZM246 251V250H245ZM264 251V250H263ZM27 252V251H26ZM85 252V251H84ZM83 252V253H84ZM94 252V251H93ZM92 251H88L87 252V256L90 257L92 256V254L95 253V256L94 258H96L98 256L99 253H97V256H96V251L93 253ZM100 252V251H99ZM105 252V251H104ZM111 252V250H110ZM115 252V250L113 251ZM113 252H111L113 254ZM123 252V253H122ZM126 252V253H125ZM133 252V251H132ZM175 252V251H174ZM173 252V253H174ZM177 252V251H176ZM175 252V253H176ZM235 251L234 254L237 253ZM82 253V251H81ZM86 253V252H85ZM102 253V252H101ZM140 253V252H139ZM142 253V252H141ZM238 253V255H239ZM245 253V252H244ZM243 254V256L245 257V255ZM29 254V253H28ZM27 254V255H28ZM103 254V253H102ZM105 254V253H104ZM109 254V253H108ZM115 254V253H114ZM152 254V255H153ZM181 254V253H180ZM76 255V254H75ZM78 255V254H77ZM136 255V254H135ZM170 255V254H169ZM176 255V254H175ZM182 255V254H181ZM241 255V254H240ZM124 256V255H122ZM178 256V255H177ZM207 256V255H206ZM209 257H211L210 255H208ZM208 256L206 257L207 260H208ZM237 256V255H236ZM247 256V255H246ZM73 257V256H72ZM71 257V258H72ZM76 257V256H74ZM78 257V256H77ZM77 257L75 258V260L77 259ZM80 257V256H79ZM110 257L111 258H115V256H111L110 254ZM118 258L120 256H117ZM135 257L134 256V260H135ZM141 257V256H139ZM138 257V259H139ZM175 257V256H174ZM180 257V256H179ZM235 257V255H234ZM248 257V256H247ZM246 257V258H247ZM251 257V256H250ZM93 258V259H94ZM99 258V257H98ZM104 258V257H102ZM107 258V256H106ZM122 258V257H121ZM171 258V257H170ZM225 258L227 259V256H224V260ZM239 258V256H238ZM74 259V258H73ZM81 259V257H80ZM87 259V258H86ZM123 259V258H122ZM156 259V258H155ZM164 259V257H163ZM182 259V258H181ZM240 259V258H239ZM241 259H242V256H241ZM250 260V258H248ZM53 260V259H52ZM89 260V259H88ZM91 260V259H90ZM99 260V259H98ZM118 260V259H117ZM120 260V258H119ZM133 260V259H132ZM131 260V261H132ZM141 260V259H139ZM143 260V259H142ZM145 260V259H144ZM151 260H153L151 258ZM160 260V259H159ZM158 260V262H159ZM170 260V259H169ZM212 260V258H211ZM229 260V259H228ZM244 260V258H243ZM242 260V262H243ZM258 260V259H257ZM261 260V258H260ZM77 261H80V260H77ZM113 261H116V260H113ZM122 261V260H120ZM213 261V260H212ZM227 261V260H226ZM230 261V260H229ZM239 261V260H238ZM246 261V260H244ZM254 261V260H253ZM263 261V260H262ZM76 262V261H75ZM84 262H85V259H84ZM88 262V261H87ZM94 262V261H93ZM93 262H90L93 263ZM99 262V261H97ZM96 262V264H97ZM118 262V261H117ZM126 262V261H125ZM124 262V263H125ZM130 262V261H129ZM134 262V261H133ZM132 262V263H133ZM172 262H174L172 260ZM198 262V261H197ZM200 262V261H199ZM202 262V261H201ZM204 262V261H203ZM214 262V261H213ZM248 262V260H247ZM246 262V263H247ZM86 263V262H85ZM95 263V262H94ZM116 263V262H114ZM120 263V262H118ZM128 263V262H127ZM145 263V261H144ZM155 263V262H154ZM160 263V262H159ZM167 263V262H166ZM169 263V262H168ZM210 263V262H209ZM226 263V262H225ZM44 264V263H43ZM53 264V263H52ZM87 264V263H86ZM140 264V263H139ZM150 264V263H149ZM157 264V263H156ZM161 264V263H160ZM170 264V263H169ZM176 264V262H175ZM202 264V263H201ZM207 264V263H206ZM212 264V263H211ZM214 264V263H213ZM245 264V262H244ZM254 264V263H252ZM257 264V263H256ZM261 264V262H260ZM264 264V263H263Z\"/></svg>", "mask_w": 264, "mask_h": 264}]
</instances>
